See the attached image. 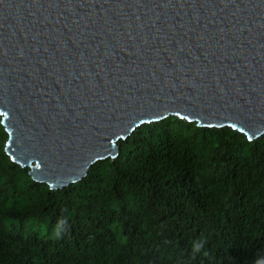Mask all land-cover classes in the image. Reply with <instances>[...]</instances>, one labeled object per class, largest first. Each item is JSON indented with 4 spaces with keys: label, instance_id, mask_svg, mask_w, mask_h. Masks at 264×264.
I'll use <instances>...</instances> for the list:
<instances>
[{
    "label": "water",
    "instance_id": "95a60500",
    "mask_svg": "<svg viewBox=\"0 0 264 264\" xmlns=\"http://www.w3.org/2000/svg\"><path fill=\"white\" fill-rule=\"evenodd\" d=\"M11 160L60 189L177 116L264 134V0H0Z\"/></svg>",
    "mask_w": 264,
    "mask_h": 264
},
{
    "label": "trees",
    "instance_id": "16d2710c",
    "mask_svg": "<svg viewBox=\"0 0 264 264\" xmlns=\"http://www.w3.org/2000/svg\"><path fill=\"white\" fill-rule=\"evenodd\" d=\"M7 141L0 116V264H264V134L170 116L60 189Z\"/></svg>",
    "mask_w": 264,
    "mask_h": 264
}]
</instances>
